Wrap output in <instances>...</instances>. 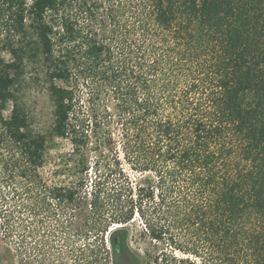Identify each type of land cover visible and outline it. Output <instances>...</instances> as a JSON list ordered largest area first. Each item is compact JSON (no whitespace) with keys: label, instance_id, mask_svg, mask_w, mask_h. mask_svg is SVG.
Returning <instances> with one entry per match:
<instances>
[{"label":"trees","instance_id":"16d2710c","mask_svg":"<svg viewBox=\"0 0 264 264\" xmlns=\"http://www.w3.org/2000/svg\"><path fill=\"white\" fill-rule=\"evenodd\" d=\"M0 264H264V0H0Z\"/></svg>","mask_w":264,"mask_h":264},{"label":"rangeland","instance_id":"374dc122","mask_svg":"<svg viewBox=\"0 0 264 264\" xmlns=\"http://www.w3.org/2000/svg\"><path fill=\"white\" fill-rule=\"evenodd\" d=\"M4 58L9 61L10 56L4 53ZM26 74L21 82L18 93L21 104L26 110L33 131L40 134H48L53 124V105L49 97L47 77L45 68L39 60L34 64H28ZM57 84L61 85L60 82ZM11 105L4 111V117L10 115ZM71 151L68 140L56 139L46 154V163L43 174L46 179L56 184H66L68 177L60 170L63 169L62 158ZM134 247V245H132Z\"/></svg>","mask_w":264,"mask_h":264}]
</instances>
